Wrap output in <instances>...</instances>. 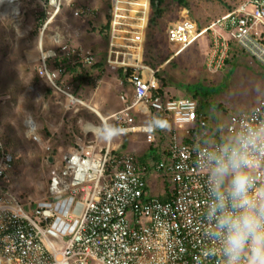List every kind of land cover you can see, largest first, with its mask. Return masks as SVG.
I'll return each instance as SVG.
<instances>
[{"label":"built area","instance_id":"built-area-1","mask_svg":"<svg viewBox=\"0 0 264 264\" xmlns=\"http://www.w3.org/2000/svg\"><path fill=\"white\" fill-rule=\"evenodd\" d=\"M38 1L48 18L39 41L41 84L52 89L53 95L68 99L71 106L82 104L59 84V79L66 67L78 63L92 66L96 57L91 50L73 45L62 32L53 33L46 41L48 27L60 15L65 0ZM137 1H111L112 39L106 64L123 71L119 82L126 87L119 95L121 108L110 117L100 118L102 123L125 128L122 137L144 134L150 145L158 142V133L166 134L168 144L163 158L140 166L133 154L119 152L121 145L111 142L102 146L96 139L83 141L80 148H69L61 154L60 165L50 178L48 198L28 203L5 191L11 187L9 173L14 160L0 140V264H214L201 255L207 244V190L206 176L197 164L198 149L205 140L215 141L229 130L234 133L242 120H264V97L250 110L235 115L234 122L224 130L209 129L198 101L177 97L167 88L161 92L157 71L144 64L145 34L132 25V7ZM72 13L82 21L94 14L90 7L75 8ZM217 25L221 33L215 30L214 56H219L212 58L210 66L216 71L224 67L230 37L264 71V0H243L218 19ZM199 36V27L187 17L167 30L168 42L182 48ZM128 70L134 73L127 77ZM138 106L148 108L152 117L161 118L170 127L153 132L147 124L137 125ZM25 125L30 139L51 154L52 139L39 133L35 118L29 115ZM94 126L87 122L83 131L86 138L95 136L90 128ZM181 130L187 131L183 137ZM49 161L53 163L54 157L50 156ZM254 167L264 176L259 162ZM154 174L170 196L166 202L150 195L147 176Z\"/></svg>","mask_w":264,"mask_h":264},{"label":"rangeland","instance_id":"rangeland-1","mask_svg":"<svg viewBox=\"0 0 264 264\" xmlns=\"http://www.w3.org/2000/svg\"><path fill=\"white\" fill-rule=\"evenodd\" d=\"M111 1L65 0L60 15L49 25L45 35V40L50 41L53 33L62 32L73 45L91 50L96 57L97 62L92 66L78 63L66 67L59 79V84L65 85L82 103L72 106L68 99L59 98L52 94V89L42 86L39 78L40 32L48 19L43 4L38 0H21L16 5L19 14L14 19L6 13L7 4L0 3V140L14 160L13 171L9 173L11 187L5 191L19 196L23 202L34 203L48 198L50 178L60 165L61 154L79 144L69 137L70 131L83 132L87 122L95 123V126L102 124L100 115L92 111L93 108L101 111L95 106V100L106 94L112 99L119 95L117 81L121 74L106 64L107 47L112 39L111 26L107 31ZM242 1L165 0L162 15L154 24L150 22L144 31V63L160 68V77L170 93L176 92L177 97L191 96L187 89L191 86L214 90L204 112L209 116L211 129L217 132L232 124L239 112L250 110L264 97V71L242 53L230 37H227L229 48L224 67L216 71L210 66L212 58L219 56H214L215 30L221 33L217 20ZM147 2L143 8L135 7L142 15L144 28L149 0ZM84 7H90L94 14L86 21L76 19L73 9ZM183 17L194 21L201 33L186 48L170 44L167 39L169 26ZM47 55L54 56L53 53ZM56 67L54 64L53 68ZM106 85L107 93L102 90ZM29 115L35 118L39 133L51 137L55 149L53 163L49 161L52 153H47L30 139L25 125ZM186 133V130L179 132L181 137ZM94 139L95 136H89L88 141ZM124 140L117 139L113 144L119 142L123 147ZM98 143L103 146L106 142L98 140ZM122 149L139 160L149 152L145 141ZM147 180L151 196L162 189L163 194L166 193L158 175L147 176Z\"/></svg>","mask_w":264,"mask_h":264},{"label":"clouds","instance_id":"clouds-1","mask_svg":"<svg viewBox=\"0 0 264 264\" xmlns=\"http://www.w3.org/2000/svg\"><path fill=\"white\" fill-rule=\"evenodd\" d=\"M94 127L96 139L106 143L127 132L110 122ZM146 127L155 132L167 122L153 117ZM256 162L264 170V120H242L234 133L205 140L198 149L207 190V244L201 255L214 264H264V176Z\"/></svg>","mask_w":264,"mask_h":264},{"label":"crops","instance_id":"crops-1","mask_svg":"<svg viewBox=\"0 0 264 264\" xmlns=\"http://www.w3.org/2000/svg\"><path fill=\"white\" fill-rule=\"evenodd\" d=\"M144 4L145 3L142 2L141 4H138V5L140 6V8H143L144 7ZM144 26H145V24L143 23L142 24V29L144 28ZM146 30H147V28H146ZM144 31L141 34H144ZM107 55H108V47H107L106 56ZM117 83H118V87L117 88L120 87L119 88V95H120V93L122 91H124L125 88L123 87V85H121V84L119 85V80L117 81ZM129 86H130V84H129ZM128 89L130 90V87ZM102 90H105V93H107L108 92L107 85ZM174 93H176V92H173L171 94H173V95L176 96V94H174ZM119 95L117 97H115V98L112 99L110 96H108L106 94L104 97H101V98L95 100L96 101L95 102V106L98 109L101 110L99 113H100V115L102 117H105V118L106 117H110L113 113L117 112L121 108L122 105H121V102H120V99H119ZM105 97H106V99H105ZM129 98L130 99L132 98L131 91H129ZM93 109H95V108H93ZM152 118H153L152 117V114L149 112L148 108H145L144 106H138L136 108V110H135V119H136L137 125H146ZM169 127H170V123H168V125H167V128H169ZM158 132H161V131L158 130ZM162 134L163 133H158V135H157L158 142L155 143V144H153V145H150V144H148L146 142L145 136L142 133H134V134H131V135H127L125 137H122V139L125 138V140L123 142V147L124 148H127V145H133L134 146V144H136V143L144 144V141H145L146 144H147V146H148V151H149L148 154L147 155H144L141 158V160H139V158L136 157L137 160H138V162H139V164L142 162L141 163L142 165L140 164V166H145V165H148L150 163L157 162L158 160H160V159L163 158L164 153H165V151L167 149L166 148V145L168 144V141H167V135L166 134L162 135ZM160 135L163 136L162 140L160 139ZM119 139H121V138H119ZM113 143L114 142H112V144ZM113 145H115V144H113ZM117 145H120L119 142H116V146ZM136 146H138V144ZM123 147H121L119 149V152L120 153H130V152H127V151H123L124 150V149H122ZM148 190L150 192V186H149ZM163 192H164V189H162V191L161 190H158L154 194V196H152V197H160L161 194L163 195ZM158 194L160 196H158Z\"/></svg>","mask_w":264,"mask_h":264},{"label":"trees","instance_id":"trees-1","mask_svg":"<svg viewBox=\"0 0 264 264\" xmlns=\"http://www.w3.org/2000/svg\"><path fill=\"white\" fill-rule=\"evenodd\" d=\"M144 1L145 0H138L137 3H135L134 6L132 7L134 9L133 13H134V18H135V21L132 22V25L140 33H142L145 30V28L142 29V24H143L142 15H141L140 12L135 11V7H136L135 5L141 4ZM164 1L165 0H152L151 1V11H150V19H149L148 28H149L150 22H151V24H154L156 22L157 17H160L162 15L161 7H162ZM232 9H233V7L229 8V11L232 10ZM109 20H110V18H109ZM109 26H110V23L108 24V27ZM108 30H109V28H107V31ZM144 64L147 65V66L152 67L154 70L157 71L156 79H157V82L162 85V87L160 89V91L162 92V90L166 88V84H165L164 80L162 79V77H160V68H155V67H153V66H151L150 64H147V63H144ZM72 67H74V66H72ZM122 73H123V71L119 70V74H122ZM133 73H134V70H128L126 75L128 77L130 74H133ZM187 89H188V92L191 94V96H189V95H187V96L192 98V99L197 100L198 103H199L200 110L202 112H204L205 111V107H206V102L208 100L211 102L210 95H212L214 90H210L209 88H203L202 86H191V87H187ZM206 118H207V122H208V127H209V129H211V127H210V123L211 122H210L209 116L207 114H206ZM79 132L78 131L77 132L76 131H70V133H69V137L71 139H73L76 142H79V144H76V146L73 147V148H77V149L80 148L81 143L83 141L88 142V138H86L84 136L83 132H80V133ZM89 141H91V140H89ZM54 151H55V149L53 150L51 156H53ZM169 199H170V196L167 193H165V194H163V195H161L159 197V200H161L162 202H166Z\"/></svg>","mask_w":264,"mask_h":264},{"label":"bare ground","instance_id":"bare-ground-1","mask_svg":"<svg viewBox=\"0 0 264 264\" xmlns=\"http://www.w3.org/2000/svg\"><path fill=\"white\" fill-rule=\"evenodd\" d=\"M16 2V0H0V3H5L7 4V8H6V13L7 14H10L11 17H13L14 19L17 18V15L19 13V8L16 6V4H14ZM8 3L10 4V7L8 5ZM147 0H146V3H145V6L147 4ZM16 8V9H15ZM97 115H100V113L95 110V109H92ZM101 116V115H100ZM91 129L95 130V127H90Z\"/></svg>","mask_w":264,"mask_h":264},{"label":"water","instance_id":"water-1","mask_svg":"<svg viewBox=\"0 0 264 264\" xmlns=\"http://www.w3.org/2000/svg\"><path fill=\"white\" fill-rule=\"evenodd\" d=\"M16 9V8H15Z\"/></svg>","mask_w":264,"mask_h":264}]
</instances>
